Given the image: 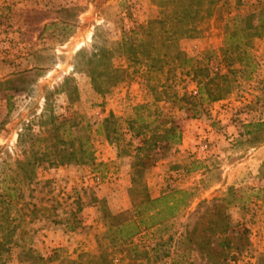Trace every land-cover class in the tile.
I'll list each match as a JSON object with an SVG mask.
<instances>
[{"label":"rangeland","instance_id":"rangeland-1","mask_svg":"<svg viewBox=\"0 0 264 264\" xmlns=\"http://www.w3.org/2000/svg\"><path fill=\"white\" fill-rule=\"evenodd\" d=\"M158 1L0 0V242L8 250L0 252V264H264V126L248 127L264 122V36L241 48L229 46L228 36L229 16L251 12L257 0H242L240 8L237 0H224L199 21L195 34L176 44L187 63L164 59L151 69L142 56L137 64L116 56L113 63L125 74L102 93L93 88L86 65L93 49L132 34L138 45L158 16ZM237 40L248 42L247 34ZM217 74L227 79L212 86L213 101L206 84ZM17 79L19 90L7 81ZM174 125L182 132L176 145L166 133ZM116 151L126 162V182L132 173L127 210L151 199L148 184L161 161L167 163L159 172L160 196L192 192L172 231L182 246L167 244L154 254L161 234L147 232L134 241L147 246L138 259L122 252L128 247L114 248L107 218L119 213L103 219V209L99 215L90 207L104 179L119 173V165L108 166L113 161H100ZM27 161L36 162L29 182L18 166ZM93 174L102 177L100 185ZM223 200L231 245L223 254L201 255L195 242L221 218L205 210ZM51 232L60 239L47 245ZM105 251L116 252L113 262L98 261Z\"/></svg>","mask_w":264,"mask_h":264},{"label":"trees","instance_id":"trees-1","mask_svg":"<svg viewBox=\"0 0 264 264\" xmlns=\"http://www.w3.org/2000/svg\"><path fill=\"white\" fill-rule=\"evenodd\" d=\"M224 0H160L154 6L159 9L158 16L151 19L148 23L149 30L138 41V45L134 43L135 38L132 34L123 38V40L115 43L113 47L93 49L90 57L86 60L87 73L92 79L93 88L97 93H102L105 87L111 86L122 78L125 70L115 67L113 58L116 56H126L128 60L137 64L139 57H143L151 64L150 68L155 69L156 63H161L167 59H174L188 62L187 57L176 47L180 39L192 37L196 31V24L213 15L214 9L219 6ZM242 0H237L240 8ZM229 14V13H228ZM255 18L253 29L248 30L247 23L249 19ZM229 20L233 23V29L229 30V46L235 45L236 48L250 46L251 40L264 36V0H257L251 12L238 11L236 15L229 16ZM247 34L248 42H238L236 38L240 34ZM231 41V42H230ZM175 52V55L173 54ZM82 55L84 53H81ZM183 57V58H181ZM227 79V76L217 74L215 78L208 80L207 94L209 99H216L212 86L220 80ZM12 89L19 90L17 80H7ZM70 80L67 79V82ZM221 91V89H220ZM143 120V119H141ZM107 123V122H106ZM103 127L108 131L106 124ZM264 123V122H263ZM251 124L248 127L260 128L264 124ZM2 124H0V131ZM168 139L172 140V145L179 144L182 137V132L177 125L172 126L166 132ZM251 133V132H249ZM169 147L167 144L166 148ZM73 155L74 152H72ZM35 163L27 161L25 164L18 162L20 170L24 169L26 181H33L35 178ZM63 163V161H62ZM86 163V162H85ZM32 166L23 168L22 166ZM261 175L264 178V166L261 170ZM13 197L14 195H10ZM193 201V194L189 190H170L159 198L144 199L139 203H135L131 210H125L116 215H108L107 221L109 224V237L112 238L114 248L128 247L122 252H127V255L134 253V260L139 257V248H146L135 244V239L144 233H151L155 236L161 234V240L154 245L151 252L154 254L160 251L162 246L167 244L181 245L184 242H176L174 233V223L180 219L184 212L189 208ZM224 201L221 204H216L213 208L208 207L207 211L211 216H221L218 222L211 221L208 225L210 236H206L205 240L195 242L194 247L201 255L219 253L223 254L231 245L229 236V220L223 215ZM107 215H105L106 217ZM204 218H199L193 230L187 234L186 240L194 242V238L198 234L199 227ZM112 234V235H111ZM163 234V235H162ZM22 234L18 235V240L21 241ZM5 245L0 242V252L4 250ZM189 249V248H188ZM184 249V253L187 252ZM148 253V251L146 252ZM116 252L105 251L98 256L99 262H113ZM147 257V256H146ZM165 258H169L170 254H165ZM184 258V256H183ZM153 262H160L158 257L153 259ZM179 262V261H175ZM187 262V261H185ZM71 264V263H64ZM193 264V263H189Z\"/></svg>","mask_w":264,"mask_h":264},{"label":"crops","instance_id":"crops-1","mask_svg":"<svg viewBox=\"0 0 264 264\" xmlns=\"http://www.w3.org/2000/svg\"><path fill=\"white\" fill-rule=\"evenodd\" d=\"M145 25L146 23L141 24L140 26H145ZM100 161H102L105 164V166H106V163H111L110 161H113L111 164H108V166H111L113 164L119 165L118 169H120L119 173L115 176V180L111 179L112 175H109L107 177L108 180L104 179V184L100 186L101 192L100 193L98 192L97 200L95 201V203L92 204V207H90V209L93 208L92 210L95 214H99V215H100V209H103L104 212H103L102 218L104 219L105 218L104 214L107 212L111 214H116L124 210H127L130 206H132L133 200L130 196V191L133 189L134 185L132 182V173L131 175L129 174V177H128L129 181L126 182V176H124V174L122 173L124 167L126 166V162L124 159H122L119 156V153L117 151L115 152L114 158L112 157L111 160L106 159L104 157ZM166 163L167 161H161L157 163V165H155V167H153L152 169L153 173L156 172V178L153 179L152 183L148 184V191L150 193L151 199H156L160 197V191H157V190L160 189V187L162 186L161 181L163 177L159 176V172H161V168L165 167L163 165L164 164L166 165ZM127 166L131 168L130 164ZM47 232L43 231V233H47ZM49 234H50L48 237L49 241H47V245H52L50 242L54 240L53 237H56L55 238L56 241L60 239V237L57 238V235H55V233L53 232ZM79 238H84V236L80 235ZM64 240L66 241V239ZM64 240H63V243L65 242Z\"/></svg>","mask_w":264,"mask_h":264},{"label":"built area","instance_id":"built-area-1","mask_svg":"<svg viewBox=\"0 0 264 264\" xmlns=\"http://www.w3.org/2000/svg\"><path fill=\"white\" fill-rule=\"evenodd\" d=\"M207 146L202 147V151H206ZM91 181L94 182L96 185H100L102 183V177L99 174H93L90 177Z\"/></svg>","mask_w":264,"mask_h":264},{"label":"bare ground","instance_id":"bare-ground-1","mask_svg":"<svg viewBox=\"0 0 264 264\" xmlns=\"http://www.w3.org/2000/svg\"><path fill=\"white\" fill-rule=\"evenodd\" d=\"M83 44H84V42L77 43L75 49L77 50V49L81 48Z\"/></svg>","mask_w":264,"mask_h":264}]
</instances>
